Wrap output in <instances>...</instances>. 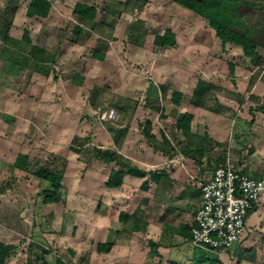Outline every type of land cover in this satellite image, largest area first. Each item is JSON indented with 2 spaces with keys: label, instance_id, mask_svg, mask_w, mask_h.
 <instances>
[{
  "label": "rangeland",
  "instance_id": "obj_1",
  "mask_svg": "<svg viewBox=\"0 0 264 264\" xmlns=\"http://www.w3.org/2000/svg\"><path fill=\"white\" fill-rule=\"evenodd\" d=\"M29 1L0 0V241L17 246L8 264H95L92 223L109 166L99 158L88 160L93 149H108L111 134L116 142L122 127L143 132L149 118L168 131L170 122L160 121L158 115L161 109H176L171 91L189 92L196 79L221 74L229 63H255L242 49L224 52L221 41L211 30H203L196 16L185 19L168 0H131L129 5L126 0H50L47 18H29ZM78 1L96 5L97 25L73 13ZM76 27L81 34H74ZM169 27L178 32L182 45L155 48L156 35ZM25 31L36 51L29 53L28 63ZM203 32L204 37L198 36ZM8 35L13 42L5 43ZM10 49L17 53L13 62L7 60ZM258 50L264 55L263 48ZM96 51L104 59L94 57ZM212 65L220 68L215 74L207 72ZM229 73L217 80H228ZM151 85L156 93L160 85L171 89L157 94L161 104L156 113L146 106ZM214 104L212 100L209 105ZM248 127L240 131L249 134ZM245 140L243 145L250 138ZM18 153L29 157L33 171L66 166L59 203H44L48 183L10 167ZM252 231L247 233H253L250 239L255 236L258 244L259 234ZM198 252L214 257L205 249Z\"/></svg>",
  "mask_w": 264,
  "mask_h": 264
},
{
  "label": "crops",
  "instance_id": "obj_2",
  "mask_svg": "<svg viewBox=\"0 0 264 264\" xmlns=\"http://www.w3.org/2000/svg\"><path fill=\"white\" fill-rule=\"evenodd\" d=\"M168 1L180 8L179 12L185 19L196 16L203 30H211L218 38L207 20L173 1ZM30 2L31 0L28 6ZM124 2L129 5L131 0ZM226 3L228 7L234 8L236 17H242L240 22L246 27H260L264 31V0H226ZM96 9L98 15L93 23L97 25L100 11L97 7ZM167 30L175 34L176 43L175 46L165 47L179 48L182 38L170 27L163 34ZM200 34L198 36L202 38L206 33ZM187 37L185 43L190 40L191 34ZM194 39L195 37L192 38ZM203 42L206 44L207 40L201 41ZM154 45L157 49L165 48ZM221 46L227 53H239L241 50V47L233 44L223 46L222 41ZM230 47L235 49L231 50ZM189 48H193L192 45ZM260 52L257 50L264 57ZM248 59L251 61V58ZM234 65V74L228 80H217L229 76L230 67L226 65L224 74L221 72L216 76L211 75V79L209 76L196 79L189 92L181 89L171 91L170 101L175 104L176 109L165 113L161 109L162 112L158 113L160 121L167 122V125L170 122L168 131L156 127L151 120L154 142L149 143L143 132L129 129L128 126L116 132V142L114 134H111V144L107 148L117 151L131 166L145 172L146 176L125 173L121 186L109 188L106 187V182L110 174L115 170H126L120 169L115 163L107 164L109 170L98 198L102 202L97 204L98 213L92 223L91 233L96 244L91 255L93 263L264 264V201L252 209L242 240L228 253L212 254L214 257L203 256L201 253L199 255L198 250L202 252V249L194 246L191 241V228L202 204V186L218 167L230 166L254 179L264 180V79L260 76L257 80H252L259 68L264 72V65ZM207 68V72L214 74L220 70L217 65ZM191 72L194 73L193 68ZM248 76L251 78L247 79ZM200 81L208 91L195 97ZM160 86L157 94L161 89L167 93L168 89L171 90L168 88L170 86ZM175 91L183 94L179 104L173 101ZM145 96L148 100L146 106L156 113L161 104L158 96ZM212 100L215 101L214 107L209 105ZM134 113L129 111V115ZM185 114L192 117L189 129L186 125H183L184 129L178 127V122L183 120ZM244 125L250 126L249 134L240 131ZM247 137L250 141L243 145V142L247 143ZM18 154L14 155L10 167ZM250 229L259 234V237L256 235L258 244L255 236L252 237L253 241L250 239L253 234L250 232L248 235L247 230ZM103 244H111V248L99 252V245Z\"/></svg>",
  "mask_w": 264,
  "mask_h": 264
},
{
  "label": "trees",
  "instance_id": "obj_3",
  "mask_svg": "<svg viewBox=\"0 0 264 264\" xmlns=\"http://www.w3.org/2000/svg\"><path fill=\"white\" fill-rule=\"evenodd\" d=\"M146 0H142L144 3ZM173 1L191 11L196 13L198 16L204 18L209 22V27L214 30L215 35L222 41V45L225 46L226 44H233L235 46L241 47L243 54L247 58H251V60L255 63V65H264V57L257 53L259 47L264 48V31L260 27L249 29L246 27L240 19L236 17L234 14L233 7H228V3L226 0H170ZM52 8V3L50 0H31L29 6L27 7L26 15L29 18H47L49 12ZM143 7H141L142 9ZM240 9V8H239ZM110 10V8H109ZM261 11V10H260ZM73 13L80 17L81 20L94 22L97 19L98 11L95 6L83 4L81 2H77L74 6ZM242 14V13H241ZM239 14V15H241ZM240 17V16H239ZM103 23V22H102ZM100 23V24H102ZM138 28V27H137ZM135 29L138 32L139 29ZM82 33V29L76 27L74 29V34L79 35ZM13 38L6 36L5 43L13 42ZM23 40L27 43L23 49H26V56L25 61L28 63L30 59L29 53L36 54L35 47L31 44L29 33L25 31ZM17 43V42H15ZM175 34L172 33L170 30H167L162 36L158 35L155 37L154 44L160 47L165 46H175ZM13 49V48H12ZM10 49L7 51V60L13 62L15 57H17V53ZM2 50H8L7 48H3ZM44 51H42L43 53ZM49 54V53H48ZM51 58V54L48 55ZM94 57L98 59H104V55L98 51L94 52ZM33 58V57H32ZM31 58V59H32ZM36 65V64H35ZM35 67H40L36 65ZM231 75L234 74L235 65L233 63H229ZM262 69L254 74L252 80H257L260 76H262ZM156 87H150V91L148 93L149 96H157L155 92ZM158 91V88H157ZM208 88H206L202 81H200L197 85V89L195 92V97H199L206 93ZM183 94L180 92H173V101L176 104H179ZM263 110V109H261ZM190 115H184L183 120L178 122V127L183 128V125L189 129V124L191 121ZM14 120V119H13ZM153 129V125L151 121H147L145 127L143 129V135L145 138L149 140V143L154 142L155 137L151 134ZM184 129V128H183ZM78 143V140H75ZM77 153H81V149L74 147L73 149ZM94 152L90 156L88 160L91 158H99L103 162L115 163L120 169H125L126 171L122 170H115L113 171L107 182L106 187L109 188H116L122 185L123 178L125 173L138 176V177H145L146 173L139 170L136 167L131 166L128 161L117 151L111 149H99L94 148ZM47 166H39L35 171L32 170V167L29 163V157L25 154L19 153L14 164L11 166L12 169H17L19 171L25 173H32L34 176L38 177L39 179L48 183V186L43 191L44 196V203L45 204H57L61 200V190H62V183L65 176V168L63 166L61 169L58 167L48 169ZM225 167V166H222ZM3 191V190H2ZM252 210L250 211V213ZM249 213V214H250ZM111 248V244H103L99 245V252L107 251ZM17 250V246L8 243L5 241H0V264H8L10 259L15 256V252ZM71 253L74 254V251L70 250ZM61 262V261H60ZM59 262V263H60Z\"/></svg>",
  "mask_w": 264,
  "mask_h": 264
},
{
  "label": "built area",
  "instance_id": "obj_4",
  "mask_svg": "<svg viewBox=\"0 0 264 264\" xmlns=\"http://www.w3.org/2000/svg\"><path fill=\"white\" fill-rule=\"evenodd\" d=\"M201 191L191 241L216 255L226 254L242 240L250 211L264 201V180L230 166L218 167Z\"/></svg>",
  "mask_w": 264,
  "mask_h": 264
}]
</instances>
